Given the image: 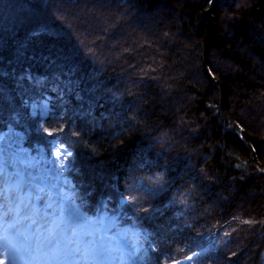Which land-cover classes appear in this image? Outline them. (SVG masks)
<instances>
[{
  "label": "trees",
  "instance_id": "16d2710c",
  "mask_svg": "<svg viewBox=\"0 0 264 264\" xmlns=\"http://www.w3.org/2000/svg\"><path fill=\"white\" fill-rule=\"evenodd\" d=\"M57 147L73 230L264 264V0H0V148L45 184Z\"/></svg>",
  "mask_w": 264,
  "mask_h": 264
},
{
  "label": "rangeland",
  "instance_id": "374dc122",
  "mask_svg": "<svg viewBox=\"0 0 264 264\" xmlns=\"http://www.w3.org/2000/svg\"><path fill=\"white\" fill-rule=\"evenodd\" d=\"M58 151L59 147L53 160L42 158L31 170V175L36 178L38 174H46L47 183L30 184L20 161L9 157L6 148H0V171L9 181L8 187H20L16 208L10 210L11 214L4 221L5 229L18 232V238L14 244L9 243L0 250V260H6L8 264H84L85 248L102 247L110 250L111 255L97 256V260L106 264H134L141 252L133 240L113 242L105 239L100 242L101 236L94 227H83L79 232L69 227L66 220L74 215L75 208L59 195L58 185L69 165L62 155L56 159ZM3 154L12 160V166L8 165ZM130 231L136 232L134 229Z\"/></svg>",
  "mask_w": 264,
  "mask_h": 264
},
{
  "label": "snow or ice",
  "instance_id": "6c2138e0",
  "mask_svg": "<svg viewBox=\"0 0 264 264\" xmlns=\"http://www.w3.org/2000/svg\"><path fill=\"white\" fill-rule=\"evenodd\" d=\"M47 137L55 139L54 134H52L51 136H47ZM62 153H66L63 156L64 160L66 159L68 163H71V160L69 158H71L72 156L68 157L67 152L62 147L59 148V151L55 153L56 159L59 160L61 158ZM8 182L9 181L6 179L4 173L0 171V250H4L6 245H8L9 243L14 244L18 238V232H16L15 230L7 231L4 227V221L8 218V215L11 214L10 209L13 211L15 210L16 208L15 200L18 198L17 195L14 193L13 196L11 197L13 201V205L11 207H5L4 197L2 193H3V187L5 183H8ZM83 254L86 257L84 264H106L105 261L97 260L96 257L102 256L105 254L111 255V252L110 250L104 249L102 247L101 248H85L83 250ZM0 264H8V261L0 260Z\"/></svg>",
  "mask_w": 264,
  "mask_h": 264
},
{
  "label": "bare ground",
  "instance_id": "6f19581e",
  "mask_svg": "<svg viewBox=\"0 0 264 264\" xmlns=\"http://www.w3.org/2000/svg\"><path fill=\"white\" fill-rule=\"evenodd\" d=\"M6 185V183H5ZM14 187H4L3 191L5 192V194L7 195L8 198H10L8 200H6L4 203H5V207H11L13 205V201L11 199V197L13 196V194L15 193L17 196H19V192H20V187H18V185H13ZM7 198V199H8ZM11 210V209H10ZM21 264H29V263H25V262H22Z\"/></svg>",
  "mask_w": 264,
  "mask_h": 264
},
{
  "label": "clouds",
  "instance_id": "9594fccd",
  "mask_svg": "<svg viewBox=\"0 0 264 264\" xmlns=\"http://www.w3.org/2000/svg\"><path fill=\"white\" fill-rule=\"evenodd\" d=\"M164 181H165L164 175L157 173L155 179L152 180L151 183L154 185H160V184H163ZM132 199L135 200L137 198L133 197ZM140 211H148V209L147 208H141ZM193 255H195V253Z\"/></svg>",
  "mask_w": 264,
  "mask_h": 264
}]
</instances>
